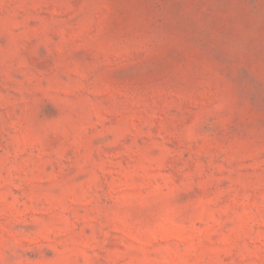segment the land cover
Returning <instances> with one entry per match:
<instances>
[{
  "label": "rangeland",
  "instance_id": "374dc122",
  "mask_svg": "<svg viewBox=\"0 0 264 264\" xmlns=\"http://www.w3.org/2000/svg\"><path fill=\"white\" fill-rule=\"evenodd\" d=\"M0 264H264V0H0Z\"/></svg>",
  "mask_w": 264,
  "mask_h": 264
}]
</instances>
